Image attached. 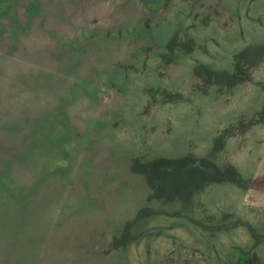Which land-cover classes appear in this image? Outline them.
Masks as SVG:
<instances>
[{
    "label": "rangeland",
    "instance_id": "1",
    "mask_svg": "<svg viewBox=\"0 0 264 264\" xmlns=\"http://www.w3.org/2000/svg\"><path fill=\"white\" fill-rule=\"evenodd\" d=\"M0 264H264V0H0Z\"/></svg>",
    "mask_w": 264,
    "mask_h": 264
}]
</instances>
